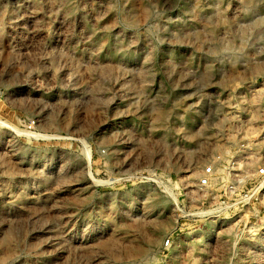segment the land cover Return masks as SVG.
I'll return each mask as SVG.
<instances>
[{
    "label": "rangeland",
    "instance_id": "obj_1",
    "mask_svg": "<svg viewBox=\"0 0 264 264\" xmlns=\"http://www.w3.org/2000/svg\"><path fill=\"white\" fill-rule=\"evenodd\" d=\"M0 264H264V0H0Z\"/></svg>",
    "mask_w": 264,
    "mask_h": 264
},
{
    "label": "built area",
    "instance_id": "obj_2",
    "mask_svg": "<svg viewBox=\"0 0 264 264\" xmlns=\"http://www.w3.org/2000/svg\"><path fill=\"white\" fill-rule=\"evenodd\" d=\"M212 173V169L208 168L205 172V176H209ZM208 183V177L202 181V184L206 185Z\"/></svg>",
    "mask_w": 264,
    "mask_h": 264
},
{
    "label": "bare ground",
    "instance_id": "obj_3",
    "mask_svg": "<svg viewBox=\"0 0 264 264\" xmlns=\"http://www.w3.org/2000/svg\"><path fill=\"white\" fill-rule=\"evenodd\" d=\"M160 118H163L162 116ZM210 178V177H209Z\"/></svg>",
    "mask_w": 264,
    "mask_h": 264
}]
</instances>
